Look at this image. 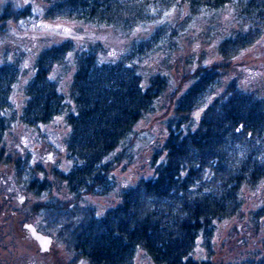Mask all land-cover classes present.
I'll list each match as a JSON object with an SVG mask.
<instances>
[{
    "label": "trees",
    "instance_id": "16d2710c",
    "mask_svg": "<svg viewBox=\"0 0 264 264\" xmlns=\"http://www.w3.org/2000/svg\"><path fill=\"white\" fill-rule=\"evenodd\" d=\"M183 4L188 11L185 22L232 5L246 27L220 40L219 66L230 63L264 32V0H45L41 18L72 19L129 32ZM26 11L20 14L31 15ZM20 14L14 13L16 18ZM182 30L158 25L135 50L114 62L98 57L104 48L97 43L76 53L68 94L60 91L51 72L73 50V41L43 48L33 74L22 86L18 114L10 98L21 55L14 50L15 61L0 64V167L10 163L15 184L30 185L40 196L51 192L47 180L37 178L39 172L27 155L5 148L9 129L17 123L38 127L58 115H63L68 128L62 146L71 164L64 171L53 168L51 172L71 197H48L38 206L42 230L68 252L63 264H134L140 250L153 264H264V253L240 262L208 258L216 223L242 218V191L256 190L264 180V98L231 83L198 117L190 116L210 91L215 66L198 68L192 76L188 73L193 85L175 101L174 113L165 124L163 155L151 159L152 175L124 187L118 203L103 213L83 198L112 191L114 166L134 126L153 112V103L166 89L163 72H156L142 87L136 62ZM262 216V210L253 215ZM16 225L9 216L0 219V230L8 234L16 231ZM199 245L206 250L204 259L196 251Z\"/></svg>",
    "mask_w": 264,
    "mask_h": 264
},
{
    "label": "rangeland",
    "instance_id": "374dc122",
    "mask_svg": "<svg viewBox=\"0 0 264 264\" xmlns=\"http://www.w3.org/2000/svg\"><path fill=\"white\" fill-rule=\"evenodd\" d=\"M44 5L45 0H0V64L4 61H15L12 54L14 50L21 55L17 60L18 79L13 85L10 98L16 114L19 113L24 98L22 86L33 74L34 61L43 48L66 39L73 41V50L67 52L63 62L55 65L51 72V78L58 82L60 91L68 94L75 70L76 53L88 50L97 43L104 48V53H99L98 57L104 62H114L125 53L135 50V45L147 39L158 25L183 29L172 41H167L159 50L148 53L136 62L138 69L136 72L141 77L142 87L147 85L148 79L156 72H163L167 77L166 89L164 88L162 97L153 103V112L144 115L134 126L131 140L122 150V157L114 166L112 173L115 183L112 191L104 196L83 197L95 206L97 213H103L107 208L116 205L124 187L134 184L139 178L152 175L151 159L153 155L157 158L163 155L165 124L174 113L175 101L193 85V80L187 76L188 73L192 76V72L198 68L210 70L211 66H215L210 91L203 96L200 105L190 113L193 118L198 117L199 108L206 101L210 102L224 93L231 83L245 92H253L264 98V32L253 45L231 57L230 63L224 66L217 65L220 40L246 28L236 17L232 5L191 17L187 22L186 6L184 4L173 6L163 11L156 21L138 25L129 32L72 19L44 20L41 18ZM27 9L31 11V15L20 14L21 11L27 13ZM14 13L20 16L16 18ZM228 65L230 67L227 69ZM68 102L72 107V103ZM67 129L63 115H58L48 123L39 124L38 127L17 123L6 134L5 148L13 149L15 152L12 153L21 157L27 155L30 158L29 163L36 166V172L41 173V175L38 173L37 178L44 177L51 185L50 194L41 195L42 201L48 197H71L64 183L58 181L51 172L53 168L64 171L71 164L65 147L62 146ZM116 152H119V149ZM0 171L5 175L2 180L6 179L2 183L15 184V171L10 163L9 166L0 167ZM259 184L256 190L242 191L241 211L244 214L242 218L234 217L216 223L208 257L211 261L240 262L257 258L264 253V180ZM260 210L263 211V216L254 218V213ZM255 222H258L259 226L256 227ZM9 242L4 248L0 247V259L7 256V251L19 252L24 249L12 239ZM196 251L199 252V257L203 259L207 257L203 246L199 245ZM67 254L63 244L55 237L49 251L42 254L41 264H63ZM25 259L30 261L28 256ZM78 264L84 262L80 261ZM134 264L153 263L140 250L135 253Z\"/></svg>",
    "mask_w": 264,
    "mask_h": 264
},
{
    "label": "flooded vegetation",
    "instance_id": "af4514ba",
    "mask_svg": "<svg viewBox=\"0 0 264 264\" xmlns=\"http://www.w3.org/2000/svg\"><path fill=\"white\" fill-rule=\"evenodd\" d=\"M210 102L206 101V103L199 108L198 116L201 114L203 107H206ZM4 176L5 175L0 171V219L4 216H9L17 225L16 231L13 230L12 233L9 234L8 232L6 233L0 230V247L4 248L10 243L9 240L12 239L17 245H21L24 249H21L19 252L18 250L10 253L7 251V256L0 259V264H41L40 259L44 253L40 252L29 230L23 228L24 224H31L35 230L43 233L40 225V208L38 207L42 203L40 191L32 192L30 190V185L22 187L16 184L2 183L6 180H2ZM54 238L55 237L52 236V240ZM7 240L8 243H6ZM27 256L30 257V261H26L25 258Z\"/></svg>",
    "mask_w": 264,
    "mask_h": 264
},
{
    "label": "water",
    "instance_id": "95a60500",
    "mask_svg": "<svg viewBox=\"0 0 264 264\" xmlns=\"http://www.w3.org/2000/svg\"><path fill=\"white\" fill-rule=\"evenodd\" d=\"M23 228L29 230L32 238L37 243L39 250L41 253L48 252L52 243V236L43 234L37 230L31 225V224H24Z\"/></svg>",
    "mask_w": 264,
    "mask_h": 264
}]
</instances>
